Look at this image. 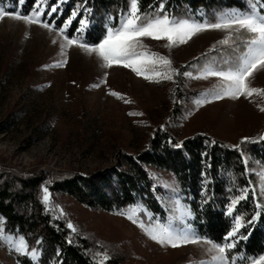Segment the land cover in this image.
Returning a JSON list of instances; mask_svg holds the SVG:
<instances>
[{"label": "rangeland", "instance_id": "1", "mask_svg": "<svg viewBox=\"0 0 264 264\" xmlns=\"http://www.w3.org/2000/svg\"><path fill=\"white\" fill-rule=\"evenodd\" d=\"M0 11L9 14L0 18V264H79L70 248L73 232L102 245L103 249L93 248L95 255L103 253L121 264H223L213 261L220 254L210 251L208 240L190 226L188 206L179 196L175 216L162 219L143 189L134 193L138 205H128L118 179L111 175L118 158L144 151L157 129L170 131L178 141L203 133L234 146L264 138V67L249 78V87L261 93L236 99L213 98L228 82L207 76L209 70L216 71L211 65L200 72L185 69L236 27L208 28L170 48L164 39L141 37L142 47L135 51L164 57L174 70L149 63L145 71L151 78L145 79L120 64L102 67L94 52L77 44L61 49L66 40L58 29L13 19L11 14L20 13L3 0ZM232 14L246 15L231 11L223 19ZM39 19L45 22L42 15ZM247 51L248 47L241 60ZM156 73H167L171 79ZM198 100L205 102L197 104ZM49 171L92 182L81 185L78 195L52 193L49 176L39 177ZM152 174L163 188L178 193L171 172L152 169ZM35 177L40 178L38 184ZM96 193L105 201L100 202ZM42 209L63 221L60 229L67 235H47L38 219ZM160 228L178 235L179 246L152 239L149 230ZM21 240L23 252L17 251Z\"/></svg>", "mask_w": 264, "mask_h": 264}, {"label": "trees", "instance_id": "2", "mask_svg": "<svg viewBox=\"0 0 264 264\" xmlns=\"http://www.w3.org/2000/svg\"><path fill=\"white\" fill-rule=\"evenodd\" d=\"M3 1L10 10H17L22 15L42 7L45 22L56 29L63 28L65 37L90 46L98 45L109 29H119L131 10V0H64L57 12L48 15L50 6L58 0H47L46 4L43 0ZM161 3L163 12L159 11ZM253 5L259 13H264V0H137L140 23L166 14L176 21L212 24L231 11L249 14ZM74 11L75 17L72 16ZM69 20L71 23L65 27ZM251 38L252 34L246 30L234 29L185 69L200 72L211 65L216 71L233 70L234 65L240 63ZM226 39L227 43H221ZM152 169L171 172L178 183V193L163 188L153 177ZM46 176L50 178L52 193L78 195L81 185L90 186L92 182L91 178L53 171L39 175ZM39 177L33 178L34 184H38ZM111 178L118 179L129 200L128 205H138L134 196L136 191H147L152 197V210L162 219L175 216L174 207L179 196L188 206L189 224L199 237L221 246L233 244L225 252L230 264H250L264 256V138L257 136L234 146L203 133L178 141L170 131L157 129L144 151L118 158ZM95 197L100 202L105 201L100 193ZM50 214L42 209L38 219L48 236L62 239L67 235L60 229L63 221ZM236 217L240 218L241 226L226 240L236 226ZM69 238L70 248L79 264H121L118 259L103 257V253L95 255L93 248L103 249L102 245L82 236L81 232H73ZM96 257L100 258L99 262L93 260Z\"/></svg>", "mask_w": 264, "mask_h": 264}, {"label": "snow or ice", "instance_id": "3", "mask_svg": "<svg viewBox=\"0 0 264 264\" xmlns=\"http://www.w3.org/2000/svg\"><path fill=\"white\" fill-rule=\"evenodd\" d=\"M23 0H21V3ZM46 4L47 0H43ZM64 3V0H58V3L51 5V11L48 15H52L57 12L60 5ZM160 12H163V4L161 3ZM137 0H131V10L129 15L125 18L121 27L115 31L112 29L108 30L106 37L96 46H87L83 43H78V41L65 37L66 44H61V49L66 46H71L77 44V46L83 48L88 53H95L97 57L103 61L102 67H111L113 64H120L126 68H131L138 76L143 75L145 79H150L151 77L146 74L145 66L149 63H157L167 66L170 69L171 62L164 58L152 54L151 56L138 54L135 49L140 45L141 37H151L154 40L164 39L166 40L167 47L178 46L179 44L186 43L188 39H191L193 35L197 32L206 30L208 28L212 29H231L236 27L237 30L244 29L248 33L252 34V38L248 41V51L242 58L239 66L235 70L231 71H211L209 70L207 76H216L221 78L228 83L224 86L222 92L215 93L214 99H222L225 96L231 97L233 99L239 98L240 96L250 97L254 93H261L260 89L249 87V78L252 76L253 72L257 68L264 67V14H257L255 11V5H253V10L251 13L240 16L232 14L230 19H220L216 23L212 24H196L189 23L187 21H176L170 19L166 14L162 16H157L155 18H149L147 22L140 23L141 15L138 14ZM43 14V8L38 7L37 11L33 13L32 16H21L20 14H11L13 19L23 20L25 23L37 24L40 27L47 28L49 31L53 30V26L43 22L39 19L40 15ZM74 11L72 16H76ZM9 15L4 11H0V18ZM71 20L67 21L65 27ZM83 21L81 24L83 25ZM64 29H58L57 34H63ZM55 43V41H54ZM221 43H227V39L221 41ZM66 62V61H65ZM62 66V65H58ZM171 70V69H170ZM174 71V70H171ZM158 76L163 78L171 79V76L167 73H156ZM186 76H191V73H184ZM158 82V81H157ZM116 95L115 93H111ZM205 101H197V104H203ZM264 111V109H261ZM130 115H142L140 113H130ZM179 147V145L177 146ZM49 199L47 189L44 190V201L47 202ZM243 199V197H241ZM236 201H233L235 204ZM232 209H229V214ZM129 219L132 217L129 216ZM236 226L233 231L228 233L225 237L227 240L236 234L237 229L241 226L240 218L236 217ZM70 229L75 231L71 224L68 225ZM148 234L154 240H156L161 245L168 244L171 247L179 246L178 241L181 239L178 235L174 234L167 228L151 229ZM187 242V241H185ZM205 243H210V251L214 250L219 253V256H214L213 261L219 260L226 264L225 252L226 249L233 247L232 243H227L226 245H218L205 241ZM24 244L21 240L20 246L17 247V251L23 252ZM252 264H264V256H260L258 260H253Z\"/></svg>", "mask_w": 264, "mask_h": 264}]
</instances>
